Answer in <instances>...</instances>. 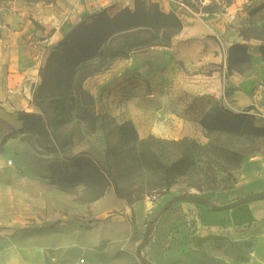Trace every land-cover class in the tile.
<instances>
[{
  "label": "rangeland",
  "instance_id": "rangeland-1",
  "mask_svg": "<svg viewBox=\"0 0 264 264\" xmlns=\"http://www.w3.org/2000/svg\"><path fill=\"white\" fill-rule=\"evenodd\" d=\"M13 5L25 13V27L20 30L23 36L18 47L26 52L25 60L40 65L39 70L36 68V78L40 82L28 86L26 93L22 91L26 99L22 109L14 103L10 106L18 109V114L25 111L41 118L26 116L20 120L21 126L13 129L0 118V149L4 143L6 150L0 159L7 165V175L45 177L50 206L47 204L45 212L38 214L40 219L35 217L27 227L15 228L8 233L10 242L31 246L41 239L52 245L57 236L64 246L50 250V254L58 259L55 264L82 263L83 249L71 245V241L96 220L91 216V204L101 198L108 187L115 189L103 171L107 167L108 148L117 150L111 159L121 169L113 166L121 193L131 199L129 203L137 202V190L141 185L150 187L157 183L153 176L155 167L140 172L132 161L139 148L134 149L122 141L124 126L128 134H132V127L135 128L140 139L153 137L155 140L151 144L158 145L165 161L184 150L188 155L187 151L191 150L195 158L204 159L210 155L192 143L199 146L214 143L238 149L241 163L230 175L220 173L212 189L205 185L203 191L191 188L186 177H179L168 192H146L140 196L146 200L164 196L173 200L167 210L163 207L155 215L157 218L173 205L183 202L177 200L180 195L202 196L207 199L206 204L185 201L198 209L217 211L216 206L260 194L252 202L223 210L230 213L237 210L243 216L242 223L230 226L226 222L211 228L207 225L206 238L195 247H190L193 243L190 232L194 226L200 230L206 218L205 213L196 210L184 214H191L190 221L197 224L190 228L188 222V228L185 227L182 234L175 226L162 242L171 246L176 239L181 245L179 254L189 245L187 253L195 257V264H264V137L244 140L235 134L210 132L201 123L223 107L247 114L257 126H264V115L259 110L249 106L234 111L225 105L226 93L222 91L229 74L252 76L256 73L257 62H264V0H166L165 4L160 3L162 9L176 5L177 11L173 12L184 23L196 13L216 15L221 24L231 29L221 28L219 37L209 36L213 43L205 45L204 54L189 52L192 62L177 56V50L189 46V41H181V37L176 36L173 41L182 42L178 46L172 42L170 46H154L119 58L102 73L83 80L78 79L77 72L82 64L76 68L64 62L62 56L51 55L72 30L59 34L56 31L59 32L61 26L56 30L37 19V7L51 5L44 0H0V18L3 7ZM4 23L2 27H5ZM0 29L4 30L1 26ZM234 45L245 46V49L238 50ZM89 61L92 65L98 62L96 59ZM215 70L220 71L217 79L220 91L217 92L212 83L208 91L202 92L196 75H211ZM12 77L15 81L23 80L20 75ZM11 86H15L14 81ZM182 140H186L184 145L174 144ZM76 157L93 158L99 168L94 170L83 165L88 164L87 161L78 164ZM54 205L61 208L59 212L54 210L56 216ZM245 208L250 210L239 212ZM183 228L180 226L181 230ZM150 230L154 233V227ZM0 246H5V242ZM142 264L151 263L142 258Z\"/></svg>",
  "mask_w": 264,
  "mask_h": 264
},
{
  "label": "crops",
  "instance_id": "crops-1",
  "mask_svg": "<svg viewBox=\"0 0 264 264\" xmlns=\"http://www.w3.org/2000/svg\"><path fill=\"white\" fill-rule=\"evenodd\" d=\"M145 1L148 6L153 2L161 4L166 2V0ZM48 5L51 6L37 7V19L44 26L56 28V30L61 26L59 32L56 31L61 34L63 31L67 33L83 19L104 9L116 14L122 8H133L134 0H57L56 3ZM169 10L177 11L176 5L165 9L166 12H170ZM24 21L25 13L20 8L14 5L3 7L0 18V26L4 29H0V118L12 129L19 128L21 121L18 109L10 106L11 103L22 109L26 101L22 91L26 93L28 86H36L40 82L36 78V68L39 70L40 65L30 64V60H25L26 52L18 47V41L22 40L23 36L20 30L25 27ZM220 21L216 15L197 13L186 18L184 28L177 37H181V41L188 40L189 46L179 48L177 56L185 62H192L189 52L204 54L205 45L213 43L209 36L214 34L219 37L221 28L226 31L231 29L223 23L222 25ZM2 23L5 27H2ZM181 41L177 39L173 43L178 46L182 43ZM30 50L36 52L33 47ZM15 75L23 76V80L15 81L12 77ZM219 75L218 70L213 71L211 75H196L197 80L201 82V91H208L213 83L215 90L219 92L217 85ZM12 81L15 82V86H11ZM222 91L226 93L224 101L227 107L234 111H241L253 106L264 115V62H257L256 73L252 76L229 74ZM2 145L0 157L3 151H6L5 144ZM4 166L0 159V245L3 241L5 242V246H0V264H55L58 259L50 254V250L64 246L60 244L57 236L54 237L52 245L39 239L37 244L31 246H21L10 242L9 235L7 236L15 228L27 227L31 219L35 217L40 219L38 214L45 212L47 204L48 207L50 206L47 202L45 177L41 179L32 176L7 175L8 168L7 165ZM167 198L164 196L158 200L143 199L131 204L119 198L112 187H108L105 194L90 206L91 216L96 220L83 231H79L71 241V245L83 249L84 258H81L80 264H142V258L151 264H195V257L187 253L189 245L179 254L181 245H178L179 242L176 239L171 246H168V242H162L175 226L182 234L186 231L185 227L188 228L191 224L189 225L191 228L196 223L190 221L191 214L185 216V211L196 210L205 213L206 217L200 230L196 226L191 230L190 236L193 237V243L190 247L201 244L206 238L207 225L211 228L219 227L226 222L230 226L243 222V216L237 210L231 213L223 210L205 211L192 207L185 200L173 205L171 210L155 218L163 207L168 209L172 199ZM60 209L53 206V211L59 212ZM248 210L250 209H240L239 212H248ZM180 226L184 227L183 230ZM151 227H154V233L150 230ZM146 233H148L147 244L139 251L138 246ZM105 244L108 246L105 247ZM113 244L117 245L112 246ZM123 254L127 256L122 258Z\"/></svg>",
  "mask_w": 264,
  "mask_h": 264
},
{
  "label": "trees",
  "instance_id": "trees-1",
  "mask_svg": "<svg viewBox=\"0 0 264 264\" xmlns=\"http://www.w3.org/2000/svg\"><path fill=\"white\" fill-rule=\"evenodd\" d=\"M44 1L51 4L56 3L57 0ZM134 3V8L125 7L116 14L104 9L91 15L89 19H83L60 41L51 55L62 56L64 62L70 66H76V68L82 64L77 72L80 76L78 79L83 80L102 73L119 58L129 57L133 53L146 51L154 46H170L173 39L182 32L183 20L175 12L163 10L158 2H153L150 6H147L145 0H134ZM234 47L238 50L245 49V46L242 45H234ZM262 49L264 55V47ZM93 59L98 62L92 65L89 60L93 61ZM19 115L20 120L26 116L41 118L38 114L25 111H20ZM245 120L247 122L244 124ZM201 123L210 132L235 134L236 137L244 140H249L252 137H264V126H257L251 116L235 113L223 107L217 113H212L204 118ZM127 125L128 123L125 124V127ZM123 130L122 141L133 146L134 149L139 148L132 158V161L138 165L139 171H143L144 168L153 170L155 167L153 176L157 178V183L150 187L141 185L137 190V202L143 200L140 195L146 192L156 194L168 192L179 177H186L191 188L195 187L203 191L205 185L207 189H212L220 173L230 175L241 163L242 156L238 149L218 146L214 143L205 146L192 143L200 151L209 152L210 155L204 159L202 157L195 158V155L191 154V150L187 151L188 155L184 150L177 157H169L168 161H165L158 145L151 144V141L155 140L153 137L140 139L133 127L132 134L126 133L124 126ZM185 143L186 140L174 142L178 146ZM116 153L117 150L108 148L107 167L103 171L106 178L113 183L117 196L129 203L131 199L121 193L120 182L116 176L117 171L114 168L116 167L119 171L121 169L117 167L116 161L111 159ZM75 160L78 164L84 161L89 162L83 165L94 170L99 168L93 158L76 157Z\"/></svg>",
  "mask_w": 264,
  "mask_h": 264
},
{
  "label": "water",
  "instance_id": "water-1",
  "mask_svg": "<svg viewBox=\"0 0 264 264\" xmlns=\"http://www.w3.org/2000/svg\"><path fill=\"white\" fill-rule=\"evenodd\" d=\"M259 195L260 194H250V195L244 196V197H242V198H240V199H238L232 203L216 206L215 209L219 210V211L227 210V209H233V208H236L240 205L254 201ZM177 200H186V201L195 202V203H199V204H206L208 202L206 198L199 196V195H196V194L180 195L177 197ZM147 241H148V233H146L144 235L142 242L139 244V246H138L139 251L142 249V247H144L147 244Z\"/></svg>",
  "mask_w": 264,
  "mask_h": 264
},
{
  "label": "built area",
  "instance_id": "built-area-1",
  "mask_svg": "<svg viewBox=\"0 0 264 264\" xmlns=\"http://www.w3.org/2000/svg\"><path fill=\"white\" fill-rule=\"evenodd\" d=\"M235 17V15H232V18H234Z\"/></svg>",
  "mask_w": 264,
  "mask_h": 264
}]
</instances>
